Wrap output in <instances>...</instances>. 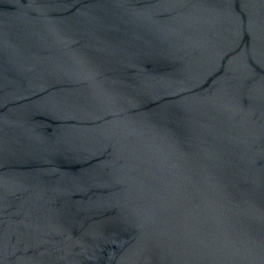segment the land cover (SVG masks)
I'll return each instance as SVG.
<instances>
[{
    "label": "water",
    "instance_id": "1",
    "mask_svg": "<svg viewBox=\"0 0 264 264\" xmlns=\"http://www.w3.org/2000/svg\"><path fill=\"white\" fill-rule=\"evenodd\" d=\"M0 264H264V0H0Z\"/></svg>",
    "mask_w": 264,
    "mask_h": 264
}]
</instances>
